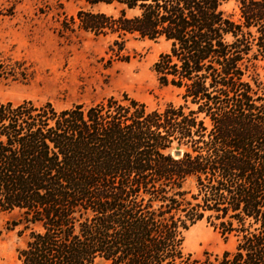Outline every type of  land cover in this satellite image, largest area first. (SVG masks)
Listing matches in <instances>:
<instances>
[{
    "label": "trees",
    "instance_id": "obj_1",
    "mask_svg": "<svg viewBox=\"0 0 264 264\" xmlns=\"http://www.w3.org/2000/svg\"><path fill=\"white\" fill-rule=\"evenodd\" d=\"M80 1L63 35H114L125 61L131 39H164L153 68L184 103L0 101V219L28 232L19 264H264V0H239L238 21L228 0ZM203 220L234 250L186 252Z\"/></svg>",
    "mask_w": 264,
    "mask_h": 264
},
{
    "label": "rangeland",
    "instance_id": "obj_2",
    "mask_svg": "<svg viewBox=\"0 0 264 264\" xmlns=\"http://www.w3.org/2000/svg\"><path fill=\"white\" fill-rule=\"evenodd\" d=\"M81 8L90 6L80 0H0V101H51L61 109L128 93L149 110L184 103L182 90L162 85L153 68L159 55L169 50V42L131 39L123 51L131 59L121 60L110 49L114 35L60 32L61 20ZM92 9L119 14L113 5ZM222 9L233 20L240 19L239 0L224 2ZM187 149L174 144L170 151L180 157ZM187 187L193 188L192 181ZM8 219L10 215L0 219V264H19L17 248L28 232L19 234L23 225L6 229ZM235 245L234 234L225 237L206 220L185 232V250L195 257L234 250Z\"/></svg>",
    "mask_w": 264,
    "mask_h": 264
}]
</instances>
